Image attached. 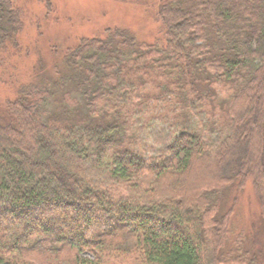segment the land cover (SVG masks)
Segmentation results:
<instances>
[{
  "label": "trees",
  "instance_id": "trees-1",
  "mask_svg": "<svg viewBox=\"0 0 264 264\" xmlns=\"http://www.w3.org/2000/svg\"><path fill=\"white\" fill-rule=\"evenodd\" d=\"M157 22L83 39L0 105V264H257L226 252L222 198L251 181L264 222V0ZM23 28L0 0V59Z\"/></svg>",
  "mask_w": 264,
  "mask_h": 264
},
{
  "label": "rangeland",
  "instance_id": "rangeland-1",
  "mask_svg": "<svg viewBox=\"0 0 264 264\" xmlns=\"http://www.w3.org/2000/svg\"><path fill=\"white\" fill-rule=\"evenodd\" d=\"M171 1L15 0L24 28L0 59V105L17 98L19 87L36 81L40 74H54L66 51L83 39H104L110 31L126 30L139 41H155L161 35L157 13ZM222 199L224 212L233 206L226 252L244 249L256 256L257 264H264V222L252 182L243 190L229 189ZM83 257L91 258L88 253ZM121 261L114 263L124 264Z\"/></svg>",
  "mask_w": 264,
  "mask_h": 264
}]
</instances>
